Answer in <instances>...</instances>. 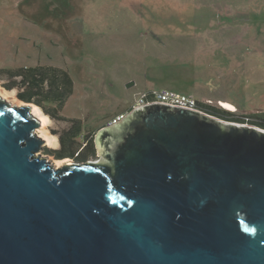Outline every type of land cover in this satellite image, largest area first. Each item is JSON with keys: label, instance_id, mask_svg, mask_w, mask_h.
Segmentation results:
<instances>
[{"label": "water", "instance_id": "water-1", "mask_svg": "<svg viewBox=\"0 0 264 264\" xmlns=\"http://www.w3.org/2000/svg\"><path fill=\"white\" fill-rule=\"evenodd\" d=\"M0 97V264H264V129L165 102L53 167Z\"/></svg>", "mask_w": 264, "mask_h": 264}, {"label": "rangeland", "instance_id": "rangeland-1", "mask_svg": "<svg viewBox=\"0 0 264 264\" xmlns=\"http://www.w3.org/2000/svg\"><path fill=\"white\" fill-rule=\"evenodd\" d=\"M34 65L62 68L74 83L60 117L38 106L48 119L35 131L50 142L36 154L53 167L97 161V132L146 87L201 91L235 104L221 107L237 117H264V0H0V68ZM1 77L0 97L23 104ZM73 119L77 141L93 149L56 158L48 150Z\"/></svg>", "mask_w": 264, "mask_h": 264}, {"label": "trees", "instance_id": "trees-1", "mask_svg": "<svg viewBox=\"0 0 264 264\" xmlns=\"http://www.w3.org/2000/svg\"><path fill=\"white\" fill-rule=\"evenodd\" d=\"M0 75L7 76V82L3 83V86L6 89H16V97L20 101L39 106L52 118L59 116V111L73 92L74 83L69 73L62 68L51 65L0 68ZM1 76L0 79L3 80ZM199 104L207 114L238 123H246L244 119H247L246 121L249 120L250 125L264 129V117L261 115L263 113H252L237 117L232 113L235 111L222 108L221 105H213L202 101H199ZM233 109L235 110V108ZM81 130L80 121L73 119L66 133L59 136L60 147L49 149L48 153L51 152L50 154L59 159L74 156L84 159L85 151L91 147L93 149V142L89 143V139H86L83 143L78 142L77 138L81 134Z\"/></svg>", "mask_w": 264, "mask_h": 264}, {"label": "built area", "instance_id": "built-area-1", "mask_svg": "<svg viewBox=\"0 0 264 264\" xmlns=\"http://www.w3.org/2000/svg\"><path fill=\"white\" fill-rule=\"evenodd\" d=\"M156 101L176 104L205 113L204 109L200 106L199 101L194 96L168 88H157L143 91L137 97V99L131 103L130 109L128 111L133 108ZM128 111L115 115L107 122V125H111L113 123L118 122L127 114Z\"/></svg>", "mask_w": 264, "mask_h": 264}, {"label": "crops", "instance_id": "crops-1", "mask_svg": "<svg viewBox=\"0 0 264 264\" xmlns=\"http://www.w3.org/2000/svg\"><path fill=\"white\" fill-rule=\"evenodd\" d=\"M72 10V9H71ZM69 11V10H68ZM67 10L65 11L68 12ZM72 12V11H71ZM152 89L151 87H146L144 90H150ZM196 93V94H195ZM201 93V91H195L193 93H191L190 95L194 96L197 100L199 101H202V102H205V103H212L213 105H223L225 104L227 107L226 108H230V109H233V107L237 110V107L235 106V104H233L232 102L228 101V100H225V99H217L216 101H213L211 98H199L197 97L196 95H199ZM188 94V93H186ZM214 102V103H213ZM126 110H124L123 112L125 111H128L129 110V107H125ZM122 113V112H121ZM107 124V123H106Z\"/></svg>", "mask_w": 264, "mask_h": 264}, {"label": "bare ground", "instance_id": "bare-ground-1", "mask_svg": "<svg viewBox=\"0 0 264 264\" xmlns=\"http://www.w3.org/2000/svg\"><path fill=\"white\" fill-rule=\"evenodd\" d=\"M31 113L34 115V116H38L39 118V121L42 123V125L45 124V122L47 121V116L44 115V114H41L40 112V109L37 105H34V104H31ZM43 135V134H42ZM44 136V139L47 141V142H50V138L49 136H47L46 134L43 135ZM68 163V162H67Z\"/></svg>", "mask_w": 264, "mask_h": 264}]
</instances>
